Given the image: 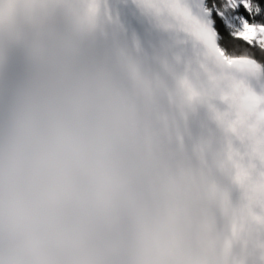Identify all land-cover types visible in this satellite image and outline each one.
Wrapping results in <instances>:
<instances>
[{"label":"clouds","instance_id":"1","mask_svg":"<svg viewBox=\"0 0 264 264\" xmlns=\"http://www.w3.org/2000/svg\"><path fill=\"white\" fill-rule=\"evenodd\" d=\"M17 26L44 38L0 108V264H264L240 244L264 211L189 134L162 45L106 0H0Z\"/></svg>","mask_w":264,"mask_h":264},{"label":"snow or ice","instance_id":"2","mask_svg":"<svg viewBox=\"0 0 264 264\" xmlns=\"http://www.w3.org/2000/svg\"><path fill=\"white\" fill-rule=\"evenodd\" d=\"M121 5L133 20L165 37L162 54L180 74L189 134L198 135L202 145L219 146L247 208L264 211V96L255 93L257 87L264 90V0H121ZM221 63L254 66L260 74L252 83L221 81L214 77ZM253 125L259 137L249 131ZM240 244L250 256L264 250V216L249 220Z\"/></svg>","mask_w":264,"mask_h":264},{"label":"water","instance_id":"3","mask_svg":"<svg viewBox=\"0 0 264 264\" xmlns=\"http://www.w3.org/2000/svg\"><path fill=\"white\" fill-rule=\"evenodd\" d=\"M106 4L111 7L114 16L118 12L119 22L125 25L139 40L149 46L162 45L165 37L150 30L146 24L133 20L121 5V0H107ZM43 38L38 30L25 29L21 26L0 32V108L7 104L17 84L30 79L35 74L36 68L30 57L29 45L36 44ZM84 55L87 60L95 61L96 59L95 53L91 51L86 50ZM166 63L170 66V62L166 61ZM259 74L260 70L254 66L221 63L214 73V77L221 81L244 84L254 82ZM173 78L176 89L179 91L180 74L173 71ZM255 93L264 96V90L259 87L255 88ZM189 119L191 120L193 117L190 116ZM249 131L257 137L261 135L260 129L256 125L250 126Z\"/></svg>","mask_w":264,"mask_h":264}]
</instances>
